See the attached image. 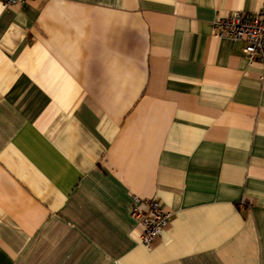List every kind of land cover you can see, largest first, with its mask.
Listing matches in <instances>:
<instances>
[{
	"label": "crops",
	"instance_id": "1",
	"mask_svg": "<svg viewBox=\"0 0 264 264\" xmlns=\"http://www.w3.org/2000/svg\"><path fill=\"white\" fill-rule=\"evenodd\" d=\"M263 3L0 0V264H264V63L213 36Z\"/></svg>",
	"mask_w": 264,
	"mask_h": 264
},
{
	"label": "built area",
	"instance_id": "2",
	"mask_svg": "<svg viewBox=\"0 0 264 264\" xmlns=\"http://www.w3.org/2000/svg\"><path fill=\"white\" fill-rule=\"evenodd\" d=\"M29 0H2L5 9H11ZM213 36L226 38L231 42H242L243 52L250 64L264 63V3L258 11L251 15L234 12L213 24ZM131 216L137 223L140 232L137 236L139 244L150 248L169 225L171 213L166 211L155 200L133 198Z\"/></svg>",
	"mask_w": 264,
	"mask_h": 264
}]
</instances>
